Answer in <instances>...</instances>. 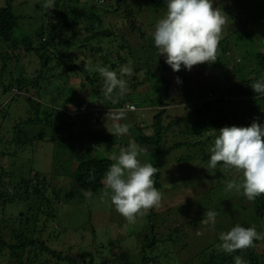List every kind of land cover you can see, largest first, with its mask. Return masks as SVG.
I'll return each mask as SVG.
<instances>
[{
	"label": "trees",
	"instance_id": "trees-1",
	"mask_svg": "<svg viewBox=\"0 0 264 264\" xmlns=\"http://www.w3.org/2000/svg\"><path fill=\"white\" fill-rule=\"evenodd\" d=\"M5 1V6L0 7V118H6L7 108L20 97H24L29 104V117L15 121L16 125L10 135L0 130V159L4 161L7 156L15 158L38 142H53L67 156V170L64 168L66 173H63L72 178L74 188L64 193L62 184L57 185L54 178L39 172L33 173L34 170L29 177L15 175L16 181L12 183L11 177L14 174L6 171L11 164L5 161L0 166L2 214L8 204L14 206L30 197H34L36 202L27 212L14 216L19 230L12 234L10 242L0 237V257L6 253L9 261L15 264H57L65 261L69 264H111L105 256L115 257L120 262L128 257L113 254V249L118 248V241L113 240L109 243L100 240L96 245L87 242L88 246L78 249L79 259L64 256L41 240L48 219L57 218V203L102 192L104 173L113 161L94 150V144L101 142L116 149H120V145L125 146L119 143L117 137L103 132H89L85 128L77 133L76 126L83 124V120L78 117L80 114H74L90 108V103L84 104L89 97L88 88H102L103 80L97 66L109 67L119 76V65L129 64L125 57L128 54L133 59L129 74L134 77L132 88L136 91L149 83L153 92L149 95L141 94L144 96L142 102L160 108L152 125L155 131L148 134L144 128L137 127L134 139L138 145L157 143V151L151 153L149 161L159 168V172L153 176L154 186L163 192L160 170L166 163L164 156L186 146L198 153L200 162L204 165L202 179L210 180L205 189L199 186L201 182L195 187L197 190L190 187L192 182H185L181 186L173 185L170 189L174 191H186L183 201H170L162 213H157L156 208L147 212L148 225L145 232L137 234L139 241L142 239V245L137 246L141 256L137 264H235L233 257L237 255L246 264H264V240L254 241L253 247L232 254L217 247L221 243L219 234L229 231L236 224L246 228L255 226L258 232L264 233V195L249 201L242 190L226 191L227 183L233 179L239 182L242 173L235 168H225L222 162L215 169L205 168L210 157V148L207 147L214 142L213 129L219 130L232 125L247 127L254 119L264 124V95H258L251 89L254 82L264 80V52L254 51L256 29L261 25L264 27V0H220L230 9L227 11L232 22L229 39L220 40L216 62L193 66L190 71L197 76L204 74V71L216 69V77L222 79L220 93L212 90V94L219 98H207L203 101L201 97L206 96L204 92L191 88L188 85L190 77L180 76L165 63V57L158 54L153 37L148 35L142 24H137V21L145 19L149 13L167 9L165 0H54L55 8L50 9V16L48 14L50 23L38 30L36 44L31 37H16L15 31L23 17L16 16L12 10L15 0ZM42 1L46 3V0ZM122 10L126 19L133 21L130 24L131 31L139 33L138 39L143 43H138L136 51H132L129 45H122L121 52L114 59L113 51L105 52L100 44L104 40L117 38L118 30L114 32L117 26L111 20L107 22L106 18L117 16ZM261 33L264 35L263 30ZM262 38L264 41V37ZM147 40L150 43L148 51ZM19 46L40 61L42 69L35 79H31L22 67L16 66L17 62L22 64V58L13 62L7 52L8 49ZM161 57L162 61L159 60ZM56 71L59 77L54 74ZM72 74L83 78L82 88L77 92L76 98L65 97L74 86L66 88ZM126 74L128 73L123 74V79L128 76ZM176 77L180 78L181 83L176 82ZM51 80L54 81L53 86ZM76 81L78 80H74L73 84L79 83ZM44 82V89L52 93L48 96L50 98L42 96L41 86ZM57 82H61L63 88L55 86ZM177 88L184 91L182 103L191 107L188 108L187 115L167 121V107L170 100L174 101L171 94ZM194 91L201 94L200 100L194 96ZM56 95L60 97V108L48 104L52 99L56 103ZM132 95L140 94L127 92L122 98ZM74 99H78L80 103L75 105ZM175 125L179 128H173ZM29 127L44 129L43 132L33 134L27 129ZM179 133L182 134L180 138ZM10 145L14 147L13 152ZM56 171L58 173V169ZM224 172H229L231 177H225ZM214 173L217 175L214 176ZM216 177L220 179L214 180ZM198 187L204 190L198 192ZM50 189L52 198L48 195ZM193 209H197V212H192ZM12 210L18 212L16 207H12ZM206 210L215 211L217 216L214 223L208 221L204 226L202 220ZM189 239L191 241L188 243ZM186 249H190L192 255L183 262L180 254ZM53 260L56 262L53 263ZM124 262L121 264H133L130 261Z\"/></svg>",
	"mask_w": 264,
	"mask_h": 264
},
{
	"label": "rangeland",
	"instance_id": "rangeland-1",
	"mask_svg": "<svg viewBox=\"0 0 264 264\" xmlns=\"http://www.w3.org/2000/svg\"><path fill=\"white\" fill-rule=\"evenodd\" d=\"M5 2V0H0V7L5 6ZM131 6L134 8L132 4ZM213 6L221 7L227 14L228 18L231 19V15H228L227 13V11H229L230 9L227 8L224 2L220 0H213ZM12 10L16 16L23 17V19L19 21L18 28L15 31L16 37H31V39L34 40L33 42L36 44V34L38 30L42 26H47L50 23L49 16L51 14V10H47L44 7V3L42 0H15L12 6ZM166 13L167 9H162L155 13H149L147 17L145 16V19H140V22L137 21V24H142L147 29L148 35L152 38L150 33L154 31L155 23L159 19L163 18ZM229 19L227 20L223 28L222 39H229L228 35L231 33V31H229V27L230 23H232ZM110 20L114 22L115 26H117V29H114L115 33L118 30L116 34L117 38L104 40L100 44L104 48L105 52L113 51L112 57L116 59L118 53L121 52L122 45H129L132 51H136L139 48L138 43H143V41L141 42V40L138 39L139 33H133L131 31L130 24L133 21H131L130 19H126V14L123 12V10L117 16H114L110 19L108 17L106 18L107 22H109ZM256 30V36L254 38L256 46L254 47V51L261 50L262 52H264V41L261 40L263 39L262 37H264L263 33H261V30L264 31L263 25L258 27ZM82 35L85 34L82 33ZM149 44L150 43L147 40V51L149 50ZM143 46L144 44H142V47ZM7 52L11 55V58H13V62H15L17 58H22V64H18L17 62L16 66L18 68L22 67L31 79H35L37 76H39V72L42 69L40 61L37 58H33V55H29L24 47L19 46L15 49L11 48L8 49ZM125 57L129 64H120L118 69L120 70L122 67H128L130 70H132L133 59L130 58L128 54H126ZM159 60L162 61V57L159 58ZM91 62L92 61H90V63ZM12 67L14 68L15 65H13ZM42 73L44 74L43 71ZM178 73L180 74V76L190 77L188 80V85L191 88L200 92H204V96L206 95L205 97H201L200 93H196L197 91L193 92L194 96H197L199 100L200 97L202 99L201 101L206 100L207 98H209L210 100L219 98V96L212 94V90L220 93L219 89L222 87V79L216 77V69L204 71V74H199L197 76L192 75V73H190V71L186 70L185 68H181ZM54 74L58 76L57 71ZM126 75H128L127 77H125L129 89L128 93L140 95H132L127 98L121 97L118 99L117 103L113 104L111 101L107 100L104 97L101 89L88 88L90 90L89 97H87V100L84 102V104L90 103V108L86 109L82 113L74 114L75 116L80 114L78 117L83 120V124L79 123L76 126L77 133H81V131L85 130L86 128L89 132H103L105 134L112 135L111 133L114 131V123L128 124L129 131L127 134L113 135L118 138L119 143H123L125 145L124 147H127L129 143L137 144L134 140L137 136V127L144 128V130L148 134L153 133L152 131H155L154 129H152V125L154 123V118L158 114L160 108L148 104H143L142 98L144 96L141 95H149L151 92H153L151 91V85H149V83H145L144 85L139 87V89L134 91V88H132V79L134 77H131L132 75L129 76V74ZM69 79L70 81L66 85V88H71L73 85L74 86L72 87L71 92L68 93L65 97L76 98L78 95L77 92L79 93V90H81L82 88L81 83H83V78H81L79 75L72 74L70 75ZM74 80H78L76 82L79 83L73 84ZM51 83H53V86L54 81L51 80ZM44 86L45 82L43 83V86H41L43 90L42 96L50 98L48 96L52 95V93L46 91V89H44ZM55 86H60L61 88H63V84L61 82L55 83ZM183 94L184 91L181 90V88H177V91L174 94H171V98L174 99V101H169V106L167 107L166 112L167 121L177 119L188 114V108H190L191 105L185 106V104L182 103ZM56 97L58 99L56 100V103L51 98L52 100H50L48 104L52 105L53 107L60 108V97L58 95H56ZM23 98L20 97L19 99H17V101L12 102L7 108L6 118H0V130H3V133H5L6 135H10L12 128L16 125L15 121H19L20 118L26 119L27 117H29V104ZM192 98L194 99V97ZM95 102L97 103L96 105ZM79 103L80 102L78 101V99H74L75 105ZM130 105H134L136 107V110H130ZM115 109H124L126 112V119L114 122L112 119L106 118V113L108 111L111 112ZM80 111L81 109L79 110V112ZM173 128L178 129L179 127H176L175 125L173 126ZM189 128L192 129L191 127ZM27 129L34 134L37 132H43L44 128L29 127ZM179 134L180 138L182 134ZM138 146L144 149V151L139 154L138 158L142 163H149L151 159V153L157 151V143H152L149 145L139 144ZM121 147L122 145H120L119 148ZM210 147L211 145L207 148L209 149ZM10 148L13 152L14 147L10 145ZM93 148L97 152L109 158H111L113 155H118L120 150L116 149L114 146L107 145L101 142H97V144H94ZM13 157L14 156H7L4 161L0 159V166H3L5 164V161L8 164H11L10 168L6 171L14 174L11 177L12 183L16 181V178H14L15 175L17 176L20 174L29 177L31 171L34 170L33 173L39 172L46 177L54 178L55 184H62L64 193H67L72 188H74V181L72 180V178L68 175H64V173H66L64 171V168L66 169L67 166V156L62 152V148L57 147L53 142H38L33 147H29L27 150H24L23 153H19L15 158ZM163 159H165L166 161L165 165L160 170V182L162 186H164L163 192L160 191L163 193V200L161 201L160 206L156 208L157 213L164 212L166 210V205L170 201H177L178 203H181L183 201L186 191H184V193L179 189L174 191V189H170L173 185L181 186L185 182H192V185L189 186L193 189L198 186L199 182H201L199 186L205 189L206 185H208L207 182H210V180L208 179H202L204 177V172H202V170H204V165L200 162L198 153L193 149L188 148V146L171 151L168 155L164 156ZM56 166L58 167L55 168ZM56 169H58V173ZM216 175L217 174L214 173V176ZM224 176H227L228 179L231 177L229 172H224ZM219 179V177L214 178V180ZM193 180H195V182ZM9 185L10 184H8V186ZM201 188L198 187V192H202L204 190ZM51 194L52 190L50 189L48 192L50 198H52ZM34 202H36L34 197H30L28 200L15 204L14 206L8 204L7 208L3 210L4 217H2L3 214L0 209V237H3L5 240L10 242L12 234L15 231L19 230V225L16 223L17 220H14V216L21 212H27L28 208H32L33 206H35ZM12 207L18 208V212L12 210ZM56 211L57 218L55 220L48 219L47 228L45 229L44 234L41 237V240L45 241L52 249L63 253L64 256L68 255L72 258L79 259L80 251L78 249L82 246L86 247L88 246V243L96 245L100 242V240H105L107 243L113 240L118 241V248L113 249V254H118L120 257L128 255V257L126 256L124 258V261H130L133 264H137L140 261L141 256L139 254L137 246L142 245V239H140L139 241L137 234L139 232H145L146 226L148 225L146 218L147 213L143 216L138 215L134 224L128 223L127 220L115 210V207L111 204L110 198L103 196L102 192L94 193L91 195L88 194L85 197H78L70 202L61 201L57 203ZM192 212H197V209H193ZM111 215L113 217L112 219ZM33 216H35V214H33ZM207 223L209 222H204V226ZM93 234L95 235L93 236ZM190 241L191 240L189 239L188 243ZM4 254L7 255L6 253ZM5 255H2L0 257V264H15L13 262H10ZM191 255V250L186 249L180 254V258L183 262H185L189 257H191ZM105 258H107L106 260L111 264H121V262H124H120L119 260H116L115 257L112 258L111 256H105ZM109 258H111V261L109 260ZM55 262L56 260H53V263ZM57 264L69 263L65 261Z\"/></svg>",
	"mask_w": 264,
	"mask_h": 264
},
{
	"label": "clouds",
	"instance_id": "clouds-1",
	"mask_svg": "<svg viewBox=\"0 0 264 264\" xmlns=\"http://www.w3.org/2000/svg\"><path fill=\"white\" fill-rule=\"evenodd\" d=\"M166 15L159 19L150 35L154 39L159 56L165 57V63L174 72L183 66L191 71L193 66L217 61V51L222 39L223 28L229 19L219 6H213V0H165ZM44 7L55 8L54 0H46ZM87 70V68H85ZM103 80L101 92L113 104L128 92V84L123 74H130L128 67L120 69V75L109 67L97 66ZM176 82L181 83L176 77ZM258 95H264V80L251 85ZM71 107V106H70ZM134 107L135 109H131ZM136 110L135 106H129ZM106 118L115 121L126 119L124 109H115L106 113ZM112 135L127 134L128 124L114 123ZM214 142L210 147V157L205 167L215 169L218 163L225 168H235L242 175L240 181L230 180L226 191L235 189L249 201L264 195V124L256 119L247 126H224L213 129ZM144 149L135 143L121 147L118 155L103 176L102 195L109 197L115 210L128 223L134 224L137 216L145 215L149 210L158 208L163 193L154 186L153 176L159 168L151 163H142L139 154ZM170 185V184H169ZM171 186V185H170ZM91 195V193H89ZM217 213L206 210L202 222H215ZM221 241L217 247L228 254L254 246V241L264 240V233L258 232L255 226L243 227L236 224L229 231L219 234ZM235 264H246L241 256L233 257Z\"/></svg>",
	"mask_w": 264,
	"mask_h": 264
},
{
	"label": "built area",
	"instance_id": "built-area-1",
	"mask_svg": "<svg viewBox=\"0 0 264 264\" xmlns=\"http://www.w3.org/2000/svg\"><path fill=\"white\" fill-rule=\"evenodd\" d=\"M131 109H135L134 107H130Z\"/></svg>",
	"mask_w": 264,
	"mask_h": 264
}]
</instances>
